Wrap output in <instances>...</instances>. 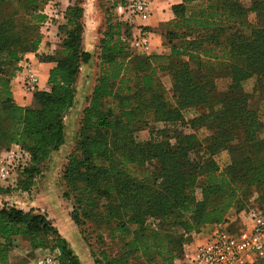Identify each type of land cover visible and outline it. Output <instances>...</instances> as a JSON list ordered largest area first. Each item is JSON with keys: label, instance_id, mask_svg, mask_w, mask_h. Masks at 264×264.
I'll return each mask as SVG.
<instances>
[{"label": "trees", "instance_id": "16d2710c", "mask_svg": "<svg viewBox=\"0 0 264 264\" xmlns=\"http://www.w3.org/2000/svg\"><path fill=\"white\" fill-rule=\"evenodd\" d=\"M80 3L73 0L65 11L59 51L38 55L55 63L50 89L23 107L12 82L24 56L42 44L49 0H0V147L28 153L22 191L31 190L43 165L66 145L65 118L76 104L82 67L93 59L82 48ZM125 4L116 0L113 7ZM172 11L175 19L161 34L168 54L135 55L132 27L112 15L106 20L99 75L63 174L74 223L90 222L121 244L116 255L94 254L95 264H175L204 227L226 223L232 212L264 213V123L253 108L254 93L264 91V25L249 22L252 13L264 14V0L250 7L238 0H182ZM222 78L230 84L219 87ZM187 109L199 112L188 123ZM151 123L164 128H152L141 141ZM178 123L209 135L182 134L172 143L171 125ZM225 151L231 164L221 169L215 157ZM16 239L33 251L57 253L58 264H83L46 215L3 206L0 264H12Z\"/></svg>", "mask_w": 264, "mask_h": 264}, {"label": "rangeland", "instance_id": "374dc122", "mask_svg": "<svg viewBox=\"0 0 264 264\" xmlns=\"http://www.w3.org/2000/svg\"><path fill=\"white\" fill-rule=\"evenodd\" d=\"M72 1L73 0L70 2ZM115 1L116 0H81L80 4H82L83 7V18L81 21L83 25L82 48L84 51L91 53L93 59L89 64H84L82 67L77 84L76 104L65 118L66 145L58 152H54L43 165L42 173L35 179L30 191H22L18 188L20 181H22L21 172L30 163L28 160V153L17 145H12L9 149H4L3 146L0 147V172L2 169H5V173H7L6 178L0 180V188L3 189V192L0 193V208L9 206L26 212L34 210L36 213L46 215L58 229L59 233L69 242L70 247L81 259L83 264H95L94 254L100 255L103 250H107L110 255H116L121 245L118 241H112L110 239L108 231L97 230L90 222L82 226H77L74 223L72 220V213L74 211L73 201L64 197L67 187L63 180L68 157L73 152L76 145L77 134L83 117V110L88 106V99L92 94L99 75V45L100 40L103 38V34L107 30L106 20L109 18V15H112V19L115 22L121 21L133 27L131 20L139 16L133 13L129 8L130 1L132 0H124L126 4L117 9L113 7ZM238 1L247 7H250L253 2V0ZM50 4H52L55 9L48 7ZM48 5L45 8V13L49 18L40 29L44 41L42 42L45 47L43 46L44 49H41V54H39V56H54L56 52L59 51L66 37L65 32L61 31L60 28L66 24L65 11L69 6L67 1L49 0ZM56 12L58 14H55ZM55 15H58L59 18L56 19L54 17ZM3 17L7 18L8 13H4ZM249 22L253 26H263L264 14L262 12L252 13L249 17ZM159 37L162 39L163 44L166 40L163 39L161 34H159ZM132 53L135 55L148 56L134 50ZM29 54H26L24 58ZM162 80L166 88L168 90L171 89L169 77L166 76ZM230 82L229 79L222 78L218 80V85L219 87H226ZM254 94L253 108L258 112L261 121L264 123V91H256ZM171 102L174 101L171 99ZM198 114L199 112L196 109H187L183 111V116L187 123ZM177 125L176 127L175 125H171L170 132L172 143H175L176 137L182 134H195L200 139L209 135L205 130L194 131L180 123ZM152 128L161 129L164 128V124L151 123L149 128L143 129V131L139 133L141 141H148L150 139V131ZM198 156L202 161L208 160V156L204 150H200ZM215 160L221 169H225L231 164V157L227 151L218 154ZM259 195L260 193L257 192L251 199V202L258 199ZM99 233L103 235V241L99 238ZM44 252L46 253L47 251ZM43 255L36 257V251H33L29 246H26L25 243L16 239L9 257L10 262L14 260H27L30 262L31 259L37 262ZM52 255L56 257L57 253Z\"/></svg>", "mask_w": 264, "mask_h": 264}, {"label": "built area", "instance_id": "2783aa9c", "mask_svg": "<svg viewBox=\"0 0 264 264\" xmlns=\"http://www.w3.org/2000/svg\"><path fill=\"white\" fill-rule=\"evenodd\" d=\"M148 0H132L129 8L135 14L142 16L147 13ZM54 8L52 4L48 5ZM54 12V10H53ZM55 14H58L57 12ZM56 19L58 15L54 16ZM148 31H141L138 36L130 41V49L141 54L151 55V36ZM28 73L24 76V88L28 93L37 89L38 79L27 68ZM30 160V159H28ZM5 169L0 172V180L6 178ZM234 213V212H232ZM243 214L246 220L241 224L239 215ZM238 219L230 226L221 224L216 231L203 244L198 246L191 258V264H254L264 260V213L259 209L251 208L248 211L236 214ZM239 222V224H238ZM36 264H58L56 257L47 251L40 257Z\"/></svg>", "mask_w": 264, "mask_h": 264}, {"label": "crops", "instance_id": "0c3cea01", "mask_svg": "<svg viewBox=\"0 0 264 264\" xmlns=\"http://www.w3.org/2000/svg\"><path fill=\"white\" fill-rule=\"evenodd\" d=\"M60 1H67L68 5L71 4V0ZM148 2L149 4L147 13L142 16H136L135 19L131 20L133 26L132 35L133 37L138 36L144 29L151 30V54H168L169 50L163 46L162 39L159 37V34H162V32L165 30V25L168 22L175 19L172 7L174 5L181 4L182 0H148ZM43 42L41 44L40 50L37 53L29 54L21 61V63L19 64L20 69L12 82V92L14 95V99L20 106H32L35 102V93H37L38 91H47L50 89L48 85L49 72L55 66V63L41 62L39 60L38 55L41 54V49H44L43 46L45 47V45H43ZM28 67L32 69V72L38 79L37 89L33 93H28L24 88V76L28 73ZM237 219L238 216H236L235 213H231L229 216V222L224 226L232 225ZM239 219L241 220V224H244V221L246 219L243 218V214L239 215ZM221 226L208 225L204 227L199 234L194 235L192 242L186 247L184 257L180 260H177L175 264H191V258L198 246L207 241L210 235ZM44 253L45 252L43 250H38L36 251V257L43 255ZM12 264H36V262L32 259L30 260V262H28L27 260H14L12 261Z\"/></svg>", "mask_w": 264, "mask_h": 264}]
</instances>
